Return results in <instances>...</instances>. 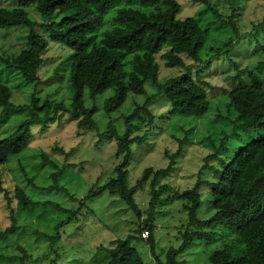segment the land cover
<instances>
[{
  "label": "trees",
  "instance_id": "1",
  "mask_svg": "<svg viewBox=\"0 0 264 264\" xmlns=\"http://www.w3.org/2000/svg\"><path fill=\"white\" fill-rule=\"evenodd\" d=\"M193 1L202 4L216 23L232 30L224 44L211 46L206 54L201 51L212 27L207 25L208 30L204 29V23L193 16L181 18L182 4L179 0H19L15 6H0V28H27L18 53L0 52V62L3 63L0 72L19 70L23 83L34 85L30 101L15 104L11 100L13 88L8 82L0 81V121L24 112L13 130L0 139V189L4 183L1 166L26 149L33 134L43 131H46V136L51 134L54 125L63 122L64 115L76 122L78 132H97L98 143L115 140V154L116 158H121L120 162L113 166L109 177L100 184L99 179L83 197H76L59 184L58 170L53 173L54 185L48 187L64 191L80 201L78 208L67 210L71 214L67 222L77 221L78 215L82 219L80 221H92L95 214L91 203L104 194L123 199L137 219L142 218L144 212L148 213L145 225L137 220V226L126 237L115 239L112 246L99 247L108 253L104 264H145L135 247L141 242L149 244L157 264H182L179 255L195 238L215 239L218 235V231L212 229L215 225L222 227L224 243L211 253L210 264H264V134L254 139L246 134L243 142L234 147V154L227 159L223 156L229 148L230 138L240 137L253 129L264 132V83L255 69H248L247 73L239 70L235 75L223 71L232 81V86L225 76L220 77V73H210L214 70L211 64L221 55L239 67L236 57L231 54L237 50L240 32L233 17L224 18L212 0ZM32 5L41 20L30 15ZM253 24L255 31L248 33L252 37L251 43L253 46L263 45L264 18ZM51 43L58 44L52 49L54 58H46ZM66 47L71 49L69 53V50L65 52ZM60 48H64V52ZM50 60L54 64V78L65 79L71 90L69 103L64 99L56 101L51 94L40 95L43 93V89H39L43 84L40 68ZM161 63L166 67H179V72L162 80ZM260 63L264 69V58ZM147 84L152 91L143 103H136L133 110L124 116L122 129L109 121L101 130L94 118L99 108L86 105L84 91L87 89L90 98L94 99L111 89L112 95L105 99L103 105L109 115L119 109L130 94H147ZM218 94H223L226 100V115L221 118L226 120L225 127L230 125L231 128L223 129L218 137L207 138L212 152L205 160L210 169L208 175L210 172L213 175L197 179L193 187L183 191L174 190L168 182H163L182 154L183 145L187 142L184 138L180 139L174 153H167L170 162L166 167H146L135 183H130L127 166L133 156V144L146 142L153 135L157 120H171L178 115H205L211 108L213 97ZM159 95H164L168 101L169 109L163 114L166 117L157 115L150 107L151 101ZM188 134L185 135L187 138ZM216 155H221V168L211 164ZM43 158L49 161L44 152ZM62 168L69 169L67 165ZM148 182L151 198L144 209L135 195ZM201 184L207 185L206 192L214 209L213 215L204 220L198 218L202 204ZM14 196L25 207L40 203L60 206L54 201L34 200L20 185L15 186ZM176 199L183 201L189 220L186 230L181 233L179 247L169 248L165 258H161L154 236V220L162 212L161 205ZM143 230L150 233L148 241L142 237ZM56 231H60V224ZM1 234H4L1 237L6 236ZM45 236L50 239L51 247L43 257L48 259V264H61L65 254L59 247V235ZM25 253L21 264L33 258L30 253Z\"/></svg>",
  "mask_w": 264,
  "mask_h": 264
},
{
  "label": "rangeland",
  "instance_id": "2",
  "mask_svg": "<svg viewBox=\"0 0 264 264\" xmlns=\"http://www.w3.org/2000/svg\"><path fill=\"white\" fill-rule=\"evenodd\" d=\"M179 1L182 4L181 12H179L181 18L193 16L200 20V23H204L202 25L204 29L208 30L207 25L213 28L207 32L202 54H206L207 50L210 51L211 46L224 44L230 34L232 35L231 28L216 23L213 15L202 8V4L193 0ZM212 1L218 5V11L224 18L233 17L240 36L236 41L237 50L231 54L236 57L239 67L231 63L225 55H221L211 64L214 70H210V73H220V77L225 76L227 83L232 86V81L223 71L235 75L239 70L247 73L248 69H255L262 76L264 83V69L260 63L264 58V44L253 46L252 37L248 34L255 31L256 27L253 23H258L264 18V0ZM18 2L19 0H0V6H15ZM29 9L32 17L41 20L34 5ZM26 33L27 28L23 26L0 28V52L18 53L22 48L23 35ZM55 45L58 44H50L46 58H54L52 49ZM60 50L64 52V48ZM67 51L69 53L71 49L66 47L65 52ZM2 65L3 63L0 62V68ZM53 66L50 60L40 68L43 83L40 84L41 88L39 87L43 89L40 95L43 97L45 94H51L54 100L64 99L69 103L71 90L65 79L54 78ZM178 72L179 67H166L163 63L160 64L162 80ZM195 73L196 70L193 71V74ZM21 77L22 73L16 69H6L0 72V81L8 82L14 90L11 100L15 104L30 101L34 91V85L23 83V77ZM146 88L147 94H130L124 104L109 115L103 109V105L105 99L112 95L111 89L98 94L94 99L90 98L86 89L84 99L88 107L96 105L99 108L94 118L101 130L106 128L109 121H113L119 129H122L124 116L133 110L136 103H143L152 91L149 84ZM225 101L223 94L216 95L213 97L210 110L201 117L178 115L171 120H157L153 135L141 145L134 143L132 146L133 156L127 166L130 171V183H135L146 167L155 169L166 167L170 162L167 153H174L179 147L180 139L184 138L187 142L183 145L182 154L168 171L163 182H168L174 190L183 191L193 187L197 179L205 178L210 171L205 157L212 152L207 138L218 137L222 135L223 129L231 128L230 125L225 127L226 120L223 121L221 118L222 115H226ZM150 107L154 113L162 116L169 109L167 98L164 95L157 96L151 101ZM1 111L2 107H0V113ZM23 114L24 112H18L8 120L0 121V139L13 130L20 116L21 118L24 116ZM67 116L62 117L64 119L61 124L54 125L48 136H46V131L33 134L29 146L20 154L13 155L6 164L1 166L4 183L3 189H0V235L5 233L6 236H0V264H21V258L26 254L25 252L33 256L25 264H48V259L43 257L46 251L50 252L51 247L50 239L45 236L46 234L59 235V247L65 254L62 255L64 260L61 264H68V262L104 264L108 259V253L99 250V247L112 246L115 239L126 237L137 226L135 221L139 220L143 226L148 219L147 212H144L142 218L137 219L134 211L127 207L123 199L104 194L91 203L95 214L91 217L92 221H80L81 217L78 215L77 221L67 222L71 215L67 210L78 208L80 201L71 198L64 191L48 188L55 183L53 173L58 170L59 184L65 186L71 194L81 198L99 179H101L100 184L107 176L109 177L113 173V166L121 160V158H116L115 140H104L98 143L97 132H78L76 122ZM163 117L166 116L163 115ZM60 128H62L61 131ZM187 134L188 138L185 136ZM246 134L250 139H254L261 138L264 132L260 129H253L240 137L230 138L226 156L223 154L225 159L234 154V147H238L237 144L243 142ZM56 146L59 148L57 149ZM43 152L46 153L49 161L44 160ZM211 164L221 168V155H216L211 160ZM63 165H67L69 169L63 170ZM212 175L213 172H210L208 176ZM16 185L24 187L36 201H54L60 206L42 203L30 207L22 206L14 196ZM206 189L207 185L201 184L202 204L198 211V218L202 220L211 217L214 213L211 197ZM149 191L148 182L135 195L137 201L145 207L144 209L148 207L151 198ZM161 206L162 212L157 214L154 220V236L157 241V251L161 258H165L169 248H177L181 244V233L186 230L189 216L188 211L183 208L182 200L176 199ZM59 224L60 231L57 233L56 226ZM221 228L220 225L212 228L218 231V235L212 241L195 238L192 244L179 255L181 263L210 264L211 253L221 248L224 243ZM146 239L148 241L150 238ZM135 247L142 254L145 264H157L150 252L149 244L136 243Z\"/></svg>",
  "mask_w": 264,
  "mask_h": 264
},
{
  "label": "built area",
  "instance_id": "3",
  "mask_svg": "<svg viewBox=\"0 0 264 264\" xmlns=\"http://www.w3.org/2000/svg\"><path fill=\"white\" fill-rule=\"evenodd\" d=\"M150 235L149 231L148 230H143L142 231V237H144L145 239L148 238Z\"/></svg>",
  "mask_w": 264,
  "mask_h": 264
}]
</instances>
